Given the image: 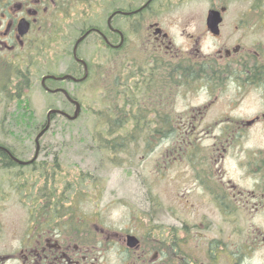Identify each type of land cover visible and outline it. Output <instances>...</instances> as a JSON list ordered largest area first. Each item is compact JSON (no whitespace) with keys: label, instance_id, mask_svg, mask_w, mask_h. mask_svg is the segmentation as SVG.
<instances>
[{"label":"flooded vegetation","instance_id":"af4514ba","mask_svg":"<svg viewBox=\"0 0 264 264\" xmlns=\"http://www.w3.org/2000/svg\"><path fill=\"white\" fill-rule=\"evenodd\" d=\"M189 1L0 0V103L4 126L10 119L13 99L26 95L28 71L41 62L45 42L59 34V27L44 32L45 20L57 17L63 23L110 3L113 9L102 26L91 28V35L104 38V46L116 51L127 46L130 33L136 36L138 47L131 63L122 62L110 74L115 72L112 76L121 83L120 97H128L134 115L151 121L143 133L167 144L165 167L171 171L176 164L179 168L171 178L193 184L182 194L184 206L174 209L181 215L213 218L190 228L184 223L170 226L164 239H153L148 244L140 241V247L144 244L148 250L142 256H133L129 264L146 261L151 250L155 254L148 261L151 264H211L213 258L218 261L224 255L232 264H246L248 248L264 246V0H204L206 6L197 15H162ZM125 2L127 5H123ZM237 3L245 4L242 11L236 12ZM211 12L219 14L211 16ZM118 16L125 21H117ZM57 19L53 22L58 23ZM80 49L78 46L79 57ZM73 57L85 74L84 63ZM90 74L89 67L88 77ZM49 80L46 82L50 88H66L65 82L73 81L52 79L57 82L52 87ZM128 80L132 82V95L127 94ZM56 93L75 108L63 92ZM127 110L130 112V106ZM205 137L211 142L204 143ZM14 151L17 153L13 147L0 144V169L11 172L21 167L20 171L26 173L38 163H56L37 160L22 165L13 155L28 159ZM38 171L44 183L35 191L36 199H32L31 191L27 192L31 223L21 236L17 253L0 251V264H92L88 238L77 239L70 216L63 220L59 217L60 212L73 211L74 204L65 202L69 190L59 191L55 185L57 174ZM8 178L29 181L26 175L0 177L4 181ZM192 191L197 195L191 196ZM4 194L0 188V212ZM195 228L212 229L215 234L211 237L199 232L190 237L189 229ZM192 239L200 242L196 247L202 244L206 248L207 263L195 250H187ZM137 249L127 245L134 254Z\"/></svg>","mask_w":264,"mask_h":264},{"label":"rangeland","instance_id":"374dc122","mask_svg":"<svg viewBox=\"0 0 264 264\" xmlns=\"http://www.w3.org/2000/svg\"><path fill=\"white\" fill-rule=\"evenodd\" d=\"M123 5H127L126 2ZM244 5L237 3L236 12L242 11ZM203 6H206L204 0H190L162 15H197ZM262 7L264 14V4ZM112 9V4L108 3L97 6L96 11L87 10L78 19L62 20L63 23H59L57 17H52L44 21V32H51L58 27L60 29L55 39L44 44L41 62L32 71H28L31 87H26V94L32 102L37 128L32 132L24 126L21 130L19 125H13L9 120L7 125L12 132L5 134L2 129L3 104L0 103V144L13 147L22 158H32L36 134L45 124L48 111L58 107L69 113L74 112V106L66 102L62 95L44 89L41 77L68 72L74 64L72 51L76 40L82 35L81 29L91 24L102 26L104 17ZM54 18L58 23L53 22ZM116 20L125 21L123 16H118ZM137 47L136 36L130 33L127 46L122 51L112 53L96 34H92L81 46L79 55L92 64L95 77L88 82L66 81L64 84L83 106L80 117L74 121L62 116L54 117L51 129L41 140L42 151L38 162L51 163L57 156L54 173L58 176V183L55 185L59 186V191L69 190V200L65 202L71 201L74 204L73 222L77 225L85 224L87 228L92 264H129L134 261L133 256H142L148 250L144 244L137 249V254L127 250L128 234L148 244L153 239H164L170 226L180 227L184 223L190 228L194 223H208L213 218L189 213L181 215L176 211L184 206L182 200L185 198L182 199V194L193 184L171 178L176 176L175 171L179 168L175 167L176 164H173L171 171L165 167L167 144L161 139L145 136L139 143L130 144L126 150L110 149V141H117L116 145H119V139L115 135H108V128L120 117L117 103L112 99L114 103L109 105L110 98L106 99L105 87H102L105 86L104 80H107L104 73L116 71L122 62L131 63ZM95 72L100 73L95 75ZM56 84L50 82L51 86ZM16 109L17 106L12 104V112ZM209 138L205 137L204 143H210ZM20 172V167L11 172L0 169V177H16ZM23 174L29 177L28 182L12 178L6 181L0 179L1 192L6 197L0 212L3 219V225L0 226V251L6 249L12 253L18 252L21 236L32 220L31 199L27 192L31 191L35 195L37 188L44 183L40 175H34L33 170ZM190 193L191 196L197 195L193 191ZM199 232L211 237L215 234L212 229L203 231L195 228L189 229V236H197ZM197 243L200 242L192 239L187 244V250H195L201 261L207 263L206 248L202 244L196 247ZM154 255V250H151L148 259H140L137 264H151L148 261L154 259ZM247 255L246 264H264V246L248 248ZM213 260L211 264H232L225 255L218 261ZM17 263L10 261L7 264Z\"/></svg>","mask_w":264,"mask_h":264},{"label":"trees","instance_id":"16d2710c","mask_svg":"<svg viewBox=\"0 0 264 264\" xmlns=\"http://www.w3.org/2000/svg\"><path fill=\"white\" fill-rule=\"evenodd\" d=\"M94 26H98V25L97 24L96 25L91 24V25H88V26H84V29L82 30V33L87 32L89 29H91ZM91 36L92 35L90 33L80 43L79 46L81 47L83 45V43ZM98 39L103 45H105L106 42H105L104 38L98 36ZM114 41L118 42V39L114 40ZM107 49L110 52H112V53L118 52V51H116V49H113V48H111L109 46H107ZM43 50H44V48H43ZM72 55H73V51H72ZM79 66H80L79 63H77L75 61V59H74V64H73L72 68L68 72L59 73L58 75L71 73V74L75 75L76 77H81V76L84 75V73H83V71L79 70V68H78ZM89 67L91 69V74H90V77H88L89 79L87 78L88 81L92 80L95 77L94 76V70H93L92 64L90 62H89ZM99 73L100 72H95V75L99 74ZM104 74H105L107 80L106 79L104 80L103 83L105 84V86L102 85V87H105V96H107L106 99L110 98V100L108 99L110 101V102L108 101L109 105L114 103L113 101H111L112 99L117 103V110L119 112V117H120V118L117 119V121L113 125H111L108 128V135H111V136L115 135L119 139V145H116L117 141H113V142L110 141L111 145H112V146H110V149H112V150H126L130 146V144H132L134 142L135 143H139L140 140L143 137H145V136L150 137L146 133H143V130L149 126L151 121L150 120H146V119H142V118H137L134 115V113L132 112L133 104H129L130 101L126 100V99H128V97L125 100H123L120 97V90H119L120 86L119 85L121 83L119 82V80L116 79L115 75H114V77L112 76L113 74H115V72L112 73V75L110 73H107V72L104 73ZM28 80H29V77H28ZM88 81L84 80L83 82H88ZM49 82H53V80L50 79ZM127 83H128L127 85L130 87L127 94L128 95H132V89H131L132 82L130 80H128ZM28 86H30L29 83H28V85L26 87H28ZM52 87H55V85H53ZM66 102H68V101L66 100ZM31 103L32 102H31V100H30V98H29V96L27 94L25 96H22L17 101H15L13 99V101L11 103V112H10V119L9 120L12 121L13 125H19L21 127V130H23V127L25 126L28 129V131L31 130L33 132L34 128L35 127L37 128V125H35L34 113H33V108H32V104ZM12 104L17 106V109H16L17 111L13 110V112H12ZM128 106H130V112H128V110H127ZM56 116L65 117V116L60 115V114H57ZM3 120H5V119H2L3 131L5 132V134H11V132H12L11 129L8 127L7 124L4 126L3 122H5V121H3ZM69 121H71V120H69ZM14 153H15V151H14ZM15 154H17V153H15ZM56 158H57V156L54 157L53 161L56 162L57 161ZM55 167H56L55 165L41 164V165H39V167H35L34 168L33 173H34V175L39 176V175H41V173L38 170L42 169V170H49V173H47L48 175H54L55 173L54 172L51 173V171ZM18 175L19 176H24L23 172H20ZM66 191H68V190H66ZM32 199L33 200L36 199L35 195L32 196ZM61 201H62V198H61ZM35 216H36V213L34 212L33 213V217L35 218ZM67 216H70L69 222L72 223L73 220H74V210L72 211L71 214H69V213L64 214L63 212L59 213V217L61 218V220L67 218ZM34 218H33V220H34ZM66 222H68V221H66ZM73 224L75 226L76 238L77 239H85V238H87V236L84 234L85 231L87 232V228H85V224L77 225L74 222H73ZM219 249H220L219 247L218 248H214L215 251H218ZM214 256H215V254H213V257ZM216 259H217V257H216Z\"/></svg>","mask_w":264,"mask_h":264},{"label":"water","instance_id":"95a60500","mask_svg":"<svg viewBox=\"0 0 264 264\" xmlns=\"http://www.w3.org/2000/svg\"><path fill=\"white\" fill-rule=\"evenodd\" d=\"M219 14L218 12H211V16H214ZM114 15V14H113ZM93 29H90L88 30L87 32H85L83 35H81L75 42V45H74V48H73V54L76 58V60L84 63L85 65V74L83 77H76L72 74H64V75H55V74H46L43 76L42 78V85L43 87L48 90V91H51V92H58V91H61L63 92L66 97L72 102L75 104V110H74V113L71 114L63 109H60V108H52L48 111L47 113V121L44 125V127L41 129V131L36 135L35 137V153H34V156L29 159V160H22V159H19L17 157H15L13 155V158L20 164H23V165H26V164H32L33 162H35L38 158H39V154H40V151H41V138L42 136L51 128L52 126V121H53V115L54 114H61V115H64L66 118H68L69 120H76L78 119V117L80 116L81 114V111H82V104L80 103V101H78L77 99H75L74 97H72V95L70 94V92L66 89V88H63V87H59V88H56V89H52L50 88L48 85H47V79H55V80H67V79H71L75 82H82L84 81L85 79L88 78L89 76V67H88V64H87V61L80 58L78 56V46L79 44L89 35V33L92 31ZM107 39V37H106ZM123 40H124V37L122 36V42L123 43ZM108 41V39H107ZM127 245L130 247V248H139L140 247V239L135 236V235H132V234H128L127 236Z\"/></svg>","mask_w":264,"mask_h":264}]
</instances>
